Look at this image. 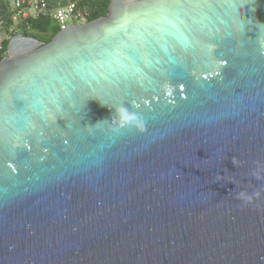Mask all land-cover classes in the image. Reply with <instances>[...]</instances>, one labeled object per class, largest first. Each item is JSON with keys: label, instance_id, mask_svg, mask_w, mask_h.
<instances>
[{"label": "water", "instance_id": "1", "mask_svg": "<svg viewBox=\"0 0 264 264\" xmlns=\"http://www.w3.org/2000/svg\"><path fill=\"white\" fill-rule=\"evenodd\" d=\"M0 264H264V0H110L15 35Z\"/></svg>", "mask_w": 264, "mask_h": 264}, {"label": "built area", "instance_id": "2", "mask_svg": "<svg viewBox=\"0 0 264 264\" xmlns=\"http://www.w3.org/2000/svg\"><path fill=\"white\" fill-rule=\"evenodd\" d=\"M0 1V63L8 56L10 40L22 33V25L28 20L47 16L55 21L60 31H64L71 26L86 24L90 19V14L81 8L80 0L56 2L53 5L48 0Z\"/></svg>", "mask_w": 264, "mask_h": 264}, {"label": "trees", "instance_id": "3", "mask_svg": "<svg viewBox=\"0 0 264 264\" xmlns=\"http://www.w3.org/2000/svg\"><path fill=\"white\" fill-rule=\"evenodd\" d=\"M51 5L58 2L57 0H48ZM67 3V2H65ZM80 6L90 14L89 22L97 20L106 15L109 1L107 0H80ZM2 4L0 1V10ZM23 31L27 37L34 36L44 43H49L60 32L57 24L53 19L47 16L39 17L35 20H28L22 25Z\"/></svg>", "mask_w": 264, "mask_h": 264}, {"label": "clouds", "instance_id": "4", "mask_svg": "<svg viewBox=\"0 0 264 264\" xmlns=\"http://www.w3.org/2000/svg\"><path fill=\"white\" fill-rule=\"evenodd\" d=\"M120 120L122 124H137L139 127H143L142 123L139 122L136 115L129 113L126 109L119 110Z\"/></svg>", "mask_w": 264, "mask_h": 264}, {"label": "rangeland", "instance_id": "5", "mask_svg": "<svg viewBox=\"0 0 264 264\" xmlns=\"http://www.w3.org/2000/svg\"><path fill=\"white\" fill-rule=\"evenodd\" d=\"M58 2H68L70 0H57Z\"/></svg>", "mask_w": 264, "mask_h": 264}]
</instances>
